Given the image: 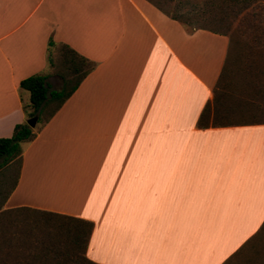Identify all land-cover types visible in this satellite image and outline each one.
Returning <instances> with one entry per match:
<instances>
[{"label": "crops", "instance_id": "crops-1", "mask_svg": "<svg viewBox=\"0 0 264 264\" xmlns=\"http://www.w3.org/2000/svg\"><path fill=\"white\" fill-rule=\"evenodd\" d=\"M152 2L0 0V137L28 118L21 79L45 74L55 89L62 46L86 69L21 143L1 209L91 222L94 264L251 263L244 250L264 226V119L197 125L228 38Z\"/></svg>", "mask_w": 264, "mask_h": 264}, {"label": "rangeland", "instance_id": "rangeland-1", "mask_svg": "<svg viewBox=\"0 0 264 264\" xmlns=\"http://www.w3.org/2000/svg\"><path fill=\"white\" fill-rule=\"evenodd\" d=\"M156 0L152 2L192 29L203 27L224 34L228 48L209 105L207 123H244L264 119V0ZM61 53L51 55L50 87H68L85 69L74 73ZM38 114L42 121L52 107ZM28 109V108H26ZM34 122L35 129L39 123ZM17 159L0 167V264H88L71 242L72 221L28 209L2 210L14 181ZM247 264H264V226L244 250Z\"/></svg>", "mask_w": 264, "mask_h": 264}, {"label": "trees", "instance_id": "trees-1", "mask_svg": "<svg viewBox=\"0 0 264 264\" xmlns=\"http://www.w3.org/2000/svg\"><path fill=\"white\" fill-rule=\"evenodd\" d=\"M174 19L176 17L172 16ZM61 59L65 64H69L71 70L76 73L81 66L85 64V59L78 56L73 50L66 46H62ZM51 63V61H50ZM81 65V66H80ZM86 69H83L81 73L74 79V81L68 87L62 86L59 89H49L46 85V75L36 73L29 75L19 81V87L28 92V104L22 106L26 117L36 116V122H38V114L41 112L43 107L49 103H52L51 109L40 124L47 120L64 102V100L72 93L81 78L84 76ZM215 97V93H214ZM212 99L214 101L215 99ZM211 102H207L197 120L198 126H206L208 123V110ZM28 108V109H26ZM34 136V131L25 122L16 123L13 128L11 135L8 137H0V167L6 165L10 161L17 159L19 162L21 153V143L29 141ZM7 195V194H6ZM5 195V197H6ZM4 197V199H5ZM47 214H53L60 218L66 219L73 222V226L68 231L71 237V242L81 249L83 260L88 264H94L87 260L84 256V249L86 246L87 238L91 230V222L75 218L68 215L55 214L51 212L40 211Z\"/></svg>", "mask_w": 264, "mask_h": 264}, {"label": "water", "instance_id": "water-1", "mask_svg": "<svg viewBox=\"0 0 264 264\" xmlns=\"http://www.w3.org/2000/svg\"><path fill=\"white\" fill-rule=\"evenodd\" d=\"M36 120V116L33 115L31 117H28L25 121V123L29 126V127H32L34 125V122Z\"/></svg>", "mask_w": 264, "mask_h": 264}]
</instances>
